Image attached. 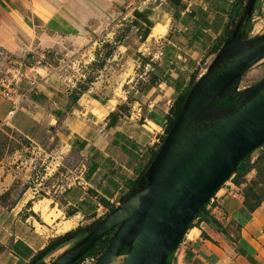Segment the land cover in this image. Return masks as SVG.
<instances>
[{"label": "rangeland", "instance_id": "rangeland-1", "mask_svg": "<svg viewBox=\"0 0 264 264\" xmlns=\"http://www.w3.org/2000/svg\"><path fill=\"white\" fill-rule=\"evenodd\" d=\"M196 2L188 9L201 26H210V20L217 14L225 18L227 0ZM183 4H174L172 0H132L127 11L118 10L101 24L85 30L55 35L53 41L29 52L0 47V84H3L0 89L4 85L12 88L16 83L20 108L14 117L0 114L3 206L13 208L36 231L51 239L106 216L109 206L98 203L100 197H92L95 192H87L97 202L93 212H83L84 208L76 204L81 211L77 213L76 207L68 203L81 193L76 176L95 159L100 172L118 177L119 182H126L127 176L134 178L139 169L129 173L136 159L133 157L140 159L143 166L157 141L161 142L165 136L163 125L158 124L160 128L145 121V117L167 112L177 92L186 88L189 76L203 72L214 57L209 50L217 39L213 43L205 35L196 37V41L189 38L196 26L189 25L190 12L184 11ZM183 22L187 28L178 31ZM155 24L165 26L154 31ZM143 26L151 28L144 40ZM263 31L264 0H255L247 38ZM191 42L204 51V56L200 53L193 57L194 60L202 57L198 64L189 58ZM263 76L264 58L243 73L231 91L232 96ZM40 92L46 96L38 95L36 100L29 96ZM81 92L84 93L81 99L69 105L68 98ZM5 102L0 93V108L8 107ZM57 112L61 113L55 115ZM111 113L117 118L109 126L113 120ZM115 134L118 136L113 140ZM248 161L250 167L241 184L233 185V176L229 177L225 186L221 185L224 188L221 192L250 188L249 197L254 195L251 199L264 195V145L251 153ZM115 202H120L119 195ZM114 203L109 202L116 206ZM67 219L72 221V227L59 232L58 227ZM84 236L63 242L37 264H50ZM102 250L96 245L93 252L76 264H95ZM173 259L172 254L170 260Z\"/></svg>", "mask_w": 264, "mask_h": 264}, {"label": "water", "instance_id": "water-1", "mask_svg": "<svg viewBox=\"0 0 264 264\" xmlns=\"http://www.w3.org/2000/svg\"><path fill=\"white\" fill-rule=\"evenodd\" d=\"M254 2L246 1L231 33L197 75L143 173V185L89 225L85 236L50 264H72L111 230L95 264H165L198 208L264 143V76L231 95L243 73L264 58V31L237 36ZM226 97L233 99L221 102Z\"/></svg>", "mask_w": 264, "mask_h": 264}, {"label": "crops", "instance_id": "crops-1", "mask_svg": "<svg viewBox=\"0 0 264 264\" xmlns=\"http://www.w3.org/2000/svg\"><path fill=\"white\" fill-rule=\"evenodd\" d=\"M131 1L0 0V47L10 50L15 48L16 50L25 49V51L29 52L43 43L53 41L55 35H68L81 29L85 30V27L90 25L101 24L112 14H117L118 10L124 8V12L127 11ZM175 1L178 3L185 2L183 4V7H185L184 11H188V7L190 8L192 5H197L196 0ZM227 2V12L223 13L225 18L217 14L213 16L215 18L210 20V26L206 27L201 26V23H197L195 15L189 10V25L196 26L190 32L189 38L196 41V37L199 39V37L205 35V37L207 36L213 41L222 35L228 19L227 15L235 1L227 0ZM142 24L144 25V23ZM163 24L162 26H165ZM186 25L183 22L178 31L180 29L185 30L187 28ZM209 28H212L213 31ZM149 31L146 38H148ZM168 31L169 28L167 33ZM193 42H191V48H195L194 50L190 48L192 54L189 55V58L194 60L193 57L195 55L202 54L204 51L197 49V45L193 46ZM202 56L204 55L202 54ZM200 59H202L201 56L199 60H194V64H198ZM40 94L42 97L46 96L41 92ZM40 94L35 93L36 96ZM83 94H78L76 103ZM29 96L25 99L27 100ZM5 101L8 107L1 105L0 114L5 113L6 115L10 108V103L7 100ZM167 113L168 111H163L161 116L152 115L162 122L164 115ZM145 118V121L155 123L148 117ZM157 126L160 127L158 124ZM79 137L80 135L78 134L77 138ZM116 137L113 136V140ZM139 155L140 158L141 154ZM134 158L136 159L133 165H130L129 173L137 169H139V173L145 165L143 163L142 166V161L137 159V157ZM99 165L95 159H91L86 165L87 167L83 166L84 170L82 169L79 176H76V183L81 193L75 195L68 203L76 207L77 213L80 211L77 208L79 205L84 208L82 209L83 212H93L96 209L94 207L97 202L91 199L97 196L98 198H105L108 202L117 197V195L121 197L128 191L132 181L138 175V173L134 174V178L127 176L126 182H119L118 177L107 174V172H100ZM232 184L234 185V183ZM223 189V187H220L215 192L213 201L204 207V210L217 220L219 226L201 219L200 215L196 217L193 220L195 225L187 229L183 236L185 238H182L180 247L177 248L176 254L178 258L184 264H264V197L258 206L251 207L250 201L248 204L244 201L245 190L238 189V193H235L226 192L227 189L221 192ZM87 192H95L92 196L93 198ZM68 220H65L58 227L59 232L61 230H69L72 227V224L65 223ZM50 239L47 234L36 231L33 228V224L26 217L21 218L13 208H6L0 203V264H28L32 257Z\"/></svg>", "mask_w": 264, "mask_h": 264}, {"label": "trees", "instance_id": "trees-1", "mask_svg": "<svg viewBox=\"0 0 264 264\" xmlns=\"http://www.w3.org/2000/svg\"><path fill=\"white\" fill-rule=\"evenodd\" d=\"M173 3H178L175 0H172ZM235 2L233 3L231 9L229 10V13L227 15L228 19L223 31V34L220 35L217 40L215 41V43L211 46V49L209 50L210 54H215L216 51L220 48V46L223 44V42L225 41V39L228 37V35L231 33L234 24L237 20V18L240 16L243 8H244V4L246 3L247 0H234ZM252 13V12H251ZM250 18H251V14L245 16V18L243 19L239 31L237 33V36L240 39H245L247 38V34H248V30L250 28ZM149 29L145 26L142 27V34H141V39L144 40L148 34ZM198 73L197 72H193L190 76H189V81L188 84L186 86V88L184 90H179L175 96V98L173 99V102L168 110V113L164 115L163 121H159L156 117H154V115L149 114V116H147L150 120L154 121L157 124L163 125L164 128V132L165 134L169 131L170 127L172 126L176 116L178 115L180 108L183 104V101L190 89V87L192 86V84L195 82V79L197 77ZM83 93V92H81ZM79 93V94H81ZM234 93H231V95H233ZM41 95V94H40ZM32 100H36V95H30ZM78 98V94L77 95H73L70 96L68 99V104L69 105H73L76 103V100ZM232 100L229 99L228 97H226L224 100H222L221 102H231ZM61 112H57L55 113V115H59ZM111 115L113 116L111 120V122L109 121V126H112L113 123L115 122V119L117 118L116 116H114V113H111ZM118 134L115 135V137ZM164 136L162 137L161 141H163ZM264 144V143H263ZM262 144V145H263ZM259 148V147H258ZM258 148H256L255 150H252L249 154H247L244 159H242L239 164L233 169V171L231 172L229 177H232V181H234L233 183L235 184H239L240 180L243 179L244 175L246 174V172L248 171L250 164L248 161V158L250 156L251 153H253L254 151H256ZM158 148L156 150H153L148 158V160L146 161L145 165L143 166V168L140 170V172L138 173V175L136 176V178L132 181L130 188L128 189L127 193L122 195L120 197V201H122L126 196H128L130 193L135 192L137 189H139L142 185H143V180H142V176L144 171L146 170L147 166L149 165L150 161L152 160L153 156L155 155V153L157 152ZM228 177V178H229ZM227 178V179H228ZM250 188L245 189L244 191V197H245V203L248 204V202L251 200V207L252 206H258L259 203L261 202L262 198L264 197V195H255V198L251 199L249 197L250 195ZM214 195V194H213ZM212 195V196H213ZM209 202V199L207 200L206 204ZM100 204L104 205V206H109V210L108 212H110L114 206L110 205L109 202L103 198L100 197L99 198V202ZM205 204V205H206ZM205 205L201 206L198 208V210L194 213L192 220L188 223L187 229H189L190 227H192L193 225V220L198 217L200 215V218L205 220V221H209L217 226H219L217 220H215V218H213L212 216H210L205 210L204 207ZM108 212L105 214L107 215ZM199 218V219H200ZM101 219H96L94 220L91 224L99 221ZM89 224V225H91ZM88 225V226H89ZM88 226H84V227H80V228H75L73 230H69L67 232H65L64 234L57 236L56 238L51 239L41 250H39L33 257L32 259L28 262V264H37L40 263V261H42V258L48 254L52 249H54L55 247H57L58 245L62 244L63 242L74 238L78 235L81 234H86L87 232V227ZM112 231L111 234H109ZM109 232H107L106 234H104L101 238H99L92 246V248L86 253L84 254L81 258H79L78 260H76L75 262H73L72 264H76L79 261H81L85 256H87L88 254H90L91 252L94 251V248L96 245L100 246V248H102L104 250V248L106 247V245L108 244V242L110 241L112 235H113V230H111ZM187 231V230H186ZM185 231V233H186ZM106 236H108L107 238H105ZM183 238V236H182ZM182 241V239H181ZM102 250V252H103ZM126 250V247L122 248L121 253H124ZM101 252V253H102ZM173 253H170L166 260H165V264H169L170 263V258L172 256Z\"/></svg>", "mask_w": 264, "mask_h": 264}, {"label": "built area", "instance_id": "built-area-1", "mask_svg": "<svg viewBox=\"0 0 264 264\" xmlns=\"http://www.w3.org/2000/svg\"><path fill=\"white\" fill-rule=\"evenodd\" d=\"M0 86H3V84L2 85L0 84ZM6 86L7 85H4V88L3 89H0V93H1V96L10 103V108L7 111V115H11L12 116L17 111L18 105H19V95L16 93L17 92L16 90L18 89V87H17V84L16 83H15V85L13 84L12 88L11 87L8 88ZM161 142L157 141L158 144L156 145L157 147L154 148L155 150L157 148H159V146L161 145ZM263 145H261L259 148L261 149L263 147ZM254 158H252L250 160V162H252ZM225 183H226V181L222 184V186H225ZM222 186H220V187H222ZM235 193H238V192H235ZM214 196H215V193L209 199V202L205 206H207L208 204H210L213 201ZM110 203L113 204L114 203V199L111 200ZM114 204H117V203L115 202ZM180 244H181V242H180ZM176 252H177V249L173 253L174 259L173 260H170V263L169 264H184L183 261L178 258V255L176 254ZM90 259L92 261H95L93 258H90Z\"/></svg>", "mask_w": 264, "mask_h": 264}, {"label": "bare ground", "instance_id": "bare-ground-1", "mask_svg": "<svg viewBox=\"0 0 264 264\" xmlns=\"http://www.w3.org/2000/svg\"><path fill=\"white\" fill-rule=\"evenodd\" d=\"M163 27H164V26L158 24L157 27L154 29V31H156V30H158V29H160V28H163ZM160 30H162V29H160ZM199 74H202V72L199 73ZM199 74H198V75H199ZM103 110H104V109H103ZM101 112H102V111H101ZM65 223H66V224H72V221L68 220V221L65 222ZM121 258H122V257H118V258H117V262H119V261L121 260Z\"/></svg>", "mask_w": 264, "mask_h": 264}]
</instances>
